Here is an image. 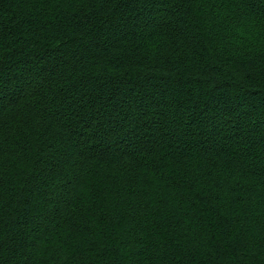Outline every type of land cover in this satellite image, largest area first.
<instances>
[{"label": "trees", "instance_id": "trees-1", "mask_svg": "<svg viewBox=\"0 0 264 264\" xmlns=\"http://www.w3.org/2000/svg\"><path fill=\"white\" fill-rule=\"evenodd\" d=\"M0 264H264V0H0Z\"/></svg>", "mask_w": 264, "mask_h": 264}]
</instances>
